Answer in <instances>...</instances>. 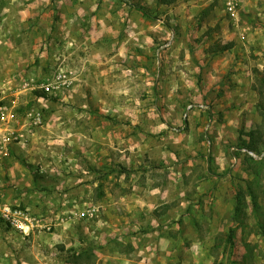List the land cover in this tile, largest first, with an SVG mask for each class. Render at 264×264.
I'll use <instances>...</instances> for the list:
<instances>
[{"label": "rangeland", "instance_id": "rangeland-1", "mask_svg": "<svg viewBox=\"0 0 264 264\" xmlns=\"http://www.w3.org/2000/svg\"><path fill=\"white\" fill-rule=\"evenodd\" d=\"M68 1L42 39L4 11L0 200L34 226L24 239L0 218V264L38 241L67 257L64 239L138 264L161 234L156 264H264V159L230 150L255 130L264 152V0Z\"/></svg>", "mask_w": 264, "mask_h": 264}, {"label": "crops", "instance_id": "crops-1", "mask_svg": "<svg viewBox=\"0 0 264 264\" xmlns=\"http://www.w3.org/2000/svg\"><path fill=\"white\" fill-rule=\"evenodd\" d=\"M83 1V4H82ZM92 0H79L77 1L78 4H81L82 8L81 11H84L85 8L83 6H87L89 3H91ZM68 0H30L28 1V3L23 6L22 3H17V0H0V67L3 68V26L5 25L4 22H6V20H3V15L4 11H10L12 14H16L18 12V10H22V16L21 19L24 21L23 24H26L27 26H29V23H33V25L38 26L41 25L42 28H45L43 32L37 33L34 32V36L36 39H42V36L44 35L43 33H47L50 32L52 33V35H55V32L52 31V25L53 22H51V24H48V21L50 20H54L55 17L57 18L58 16H62V17H67L66 14L70 13V8L68 7ZM240 3H242V5H244L245 3H247V0H239ZM16 5V6H15ZM19 8V9H18ZM58 10V11H57ZM95 10V9H93ZM37 16V17H36ZM96 19V16H93ZM105 17H103L102 19H99V22H104ZM130 22L133 24H136L138 22V20H136L135 18L130 19ZM48 25V26H47ZM97 28L96 24H92L91 25V29H95ZM48 33V34H50ZM64 35V33H63ZM58 36V34L56 35ZM88 44V42L86 43ZM39 45H35L34 48L37 49ZM18 50H20V48H18ZM13 228V227H12ZM15 228L10 229V231L12 233H20V232H16L14 230ZM161 229L159 230H155L154 233H159ZM36 230H33V233H36ZM162 233V231H161ZM21 235H23L22 233H20ZM152 234V233H149ZM18 235V234H17ZM36 234H34L35 236ZM57 236L60 237V239L64 238V234L60 232H58L56 234ZM37 236V235H36ZM24 239H26L25 237H29V235L24 236ZM171 240L170 236H167L166 234H161V236L158 238L157 240H153L155 241V243L153 242L151 245H149L147 248L151 250L148 251H143V257L140 258L139 263L138 264H156L158 263V261L161 259H164L166 257H168L167 255L169 254V247L167 249H163V247L160 246H166V242L168 243V241ZM86 241V239H85ZM102 241V240H101ZM49 241H46V243L44 241H38L35 244H33L30 247H27L25 249V251L34 254V258L33 259H27L26 256L31 255L26 253V255L24 257H22V262L21 264H32V261L34 260V262L37 264H41L42 263V258L45 256L46 260L48 261H58V262H62V264H84L83 262V258L85 253L89 252H94L97 254L98 259L96 261V264H115L114 262H116V264H136L135 260L132 259V257H130L133 253H137V252H131V251H126V252H118L115 251L112 246L110 247V249H106L103 250V247L99 248V245H95L98 242L95 241L94 244L92 243H87V242H80V241H76L75 244L73 242L67 241V240H63L62 242H64V244L66 245V247H64V249L67 248L68 251H70V253L68 254L67 257H58L57 254V250H56V246H57V242L58 241H53L54 243H51L52 246V250L48 249V243ZM52 242V240H51ZM80 248L78 247L79 244ZM102 244V243H101ZM150 244V243H149ZM16 242L15 244H12L11 246L8 244V247H15L14 251L12 249L11 251V255H13L16 252ZM153 245V247H152ZM171 245V242H170ZM25 246V245H24ZM47 246V249L44 250L42 249L43 247ZM96 246V247H95ZM159 246V247H158ZM95 247V248H94ZM138 246H135V249ZM6 249V248H5ZM162 251H160V250ZM4 250V249H3ZM49 250V251H48ZM21 250H18L17 252H20ZM134 251V250H133ZM141 251V250H140ZM22 252V251H21ZM49 252V253H48ZM72 252V253H71ZM159 252L160 254H163V256H159V257H155V254ZM10 252H7V254H9ZM126 255L128 256L126 259L120 257V255ZM141 254V253H140ZM46 255H48L46 257ZM65 256V255H64ZM102 256L106 257V258H102ZM4 259V258H3ZM71 259H78V260H72ZM15 262L18 263V259H13ZM44 261V260H43ZM78 261V262H76ZM150 261V262H149ZM162 261H160L159 263H161ZM50 264V263H48Z\"/></svg>", "mask_w": 264, "mask_h": 264}, {"label": "built area", "instance_id": "built-area-1", "mask_svg": "<svg viewBox=\"0 0 264 264\" xmlns=\"http://www.w3.org/2000/svg\"><path fill=\"white\" fill-rule=\"evenodd\" d=\"M227 6L230 11L237 12V4H239V0H226ZM164 44V45H163ZM161 46L169 47L170 42L163 43ZM160 49V48H159ZM231 151H241L242 153H246L255 159H263L264 152H256L254 150H249L247 148H238L235 145L231 147ZM0 218L11 227L17 229L18 231L23 232L25 235H30L32 232V227L34 226V222L32 217L28 212L22 209L14 208L7 203H3L0 200Z\"/></svg>", "mask_w": 264, "mask_h": 264}, {"label": "trees", "instance_id": "trees-1", "mask_svg": "<svg viewBox=\"0 0 264 264\" xmlns=\"http://www.w3.org/2000/svg\"><path fill=\"white\" fill-rule=\"evenodd\" d=\"M160 1H161L160 3L168 4V3H173L176 0H160ZM138 8L142 11L144 16L151 17V18L153 17L152 13H150V11L146 7L139 6ZM233 45H234V43H228V44L224 45L220 50L224 51V50L232 49ZM259 93H261V91H259ZM36 94H37V96H41V97L43 96V97L49 98V96H48V94L46 92L45 93H41V92L37 91ZM241 134H242V137H243L242 144L235 145V146L238 147V148H243L244 147V148H247L249 150H254L256 152H259V151H257V148H256V144H257V138L255 136L256 135V131L252 130V131L247 132V133H244V131H242ZM244 135H247V136H244ZM231 153L235 157H237L238 155L239 156H247L248 158L253 159V160H257V161H261V160L264 159V158L260 159V160L255 159L254 157H252V156H250V155H248L246 153H242L241 151H235V152L231 151ZM237 209L240 210L239 207H237ZM230 239L231 240L233 239V233L230 235Z\"/></svg>", "mask_w": 264, "mask_h": 264}]
</instances>
